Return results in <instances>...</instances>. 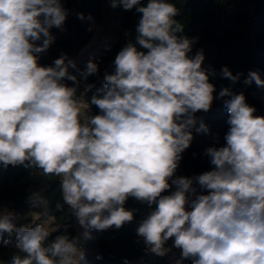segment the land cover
<instances>
[{
	"label": "clouds",
	"instance_id": "1",
	"mask_svg": "<svg viewBox=\"0 0 264 264\" xmlns=\"http://www.w3.org/2000/svg\"><path fill=\"white\" fill-rule=\"evenodd\" d=\"M110 3L126 11L135 7L142 16L135 43L119 51L114 73L104 76L105 90L91 98L100 114L88 117L89 105L82 107L79 82L69 73L75 62L62 53L53 66L38 63L37 54L53 42L50 29H63L67 19L62 0H0V163L59 177L63 202L86 229V239L87 230L120 229L131 222L134 212L124 205L133 197L155 205L137 228L151 254L166 255L165 244L173 239L172 246L192 264H264V116L254 115L243 93L223 88L219 98L230 97L226 144L205 150L214 168L194 178L208 194L190 201L193 179L179 177L176 190L162 195L193 140L192 129L209 131L203 122L197 127L195 114L210 111L216 89L202 67L204 50L189 56L198 37L181 35L175 4ZM97 73L90 60L82 75ZM221 75L235 83L241 74L225 66ZM253 82L264 87L256 71L244 80ZM32 202L46 205L42 199ZM13 216L0 209V234L9 238L4 243L14 235L15 249L23 254L13 255L10 264L85 259L79 236L60 234L47 243L50 233L42 224L17 226Z\"/></svg>",
	"mask_w": 264,
	"mask_h": 264
},
{
	"label": "trees",
	"instance_id": "2",
	"mask_svg": "<svg viewBox=\"0 0 264 264\" xmlns=\"http://www.w3.org/2000/svg\"><path fill=\"white\" fill-rule=\"evenodd\" d=\"M147 2L141 0L142 6H146ZM168 2L179 9L176 19L184 25L181 35L189 39L198 37L192 47L204 50L202 67L209 70V82L216 89L210 111L195 114L197 127L203 122L209 131L205 133L192 129L193 140L182 153L175 171L179 177L193 179L192 188L195 191L188 193V196L189 199H195L197 195H206L208 192L194 178L214 168L205 150L226 144L224 137L229 125L225 101L230 97L219 98V92L223 88H230L234 94L243 93L246 103L255 107L254 115L264 116V87L257 86L255 82L251 85L244 83L250 71L258 72L264 80V0ZM62 4L68 10L63 29H50L53 42L44 52L37 54L38 63L41 66H53L54 60L62 53H66L75 62L76 68H69V73L76 76L79 82L76 95L83 96L84 107L89 105L90 115L86 116L91 117L100 114V110L91 105V98L93 95H101L105 90L104 76L106 73H114V60L119 51L127 43H135L136 29L142 14L136 12L135 7L127 11L122 7L112 8L110 0H62ZM78 13L84 14L83 20L78 18ZM94 22L103 26L112 24L114 40L107 47H102L98 57L86 55L79 59V52L95 34ZM112 31L110 27H105L104 35L108 37ZM137 48L144 50L139 45ZM90 60L98 65V73L84 79L82 74ZM225 66L233 75L241 74L237 82L222 77L221 69ZM213 71L215 75H211ZM62 82L69 87L76 86L67 79ZM175 180H169L171 187L162 195H170L176 190ZM32 199H42L46 205L34 207ZM124 207L133 210L134 219L120 229L87 230L90 238L84 239L85 259L80 264H192L190 259L182 258L180 249L172 246L173 239L165 244L170 251L164 256H156L148 251L143 238L137 235V228L155 205L149 206L129 197ZM0 208L14 214L12 222L17 226L22 225L18 218L25 211H33L40 218L53 216L58 226L49 232L47 243L60 234H67L69 238L77 234L75 217L62 199L59 177L46 176L38 168L27 165L6 167L0 163ZM6 239H9L7 233L0 234V264H10L15 254L23 256L15 249V236L7 244L4 243Z\"/></svg>",
	"mask_w": 264,
	"mask_h": 264
},
{
	"label": "rangeland",
	"instance_id": "3",
	"mask_svg": "<svg viewBox=\"0 0 264 264\" xmlns=\"http://www.w3.org/2000/svg\"><path fill=\"white\" fill-rule=\"evenodd\" d=\"M93 27L95 29V34L92 37V39L89 41V43L79 52L78 58L82 59L86 55L90 57H98L99 54L102 51V47H107L110 45L112 40H114V30L113 25H101L100 23H93ZM105 27H110L111 33L109 34L108 37L104 35V28ZM198 49H195L192 47V51L189 53V56H194L196 51ZM84 107V104L83 106ZM86 114L89 116V110H86ZM5 210L4 208H0ZM18 220L21 222V224H29V226H35L36 224H42L45 229L50 232L52 229L56 228L58 224L55 221V218L53 216H47L44 218H40L39 215L33 211H25L23 212ZM76 223H78L76 219ZM85 232V228H83L79 223L77 226V233L82 236V241L84 242L85 237L83 236V233Z\"/></svg>",
	"mask_w": 264,
	"mask_h": 264
},
{
	"label": "built area",
	"instance_id": "4",
	"mask_svg": "<svg viewBox=\"0 0 264 264\" xmlns=\"http://www.w3.org/2000/svg\"><path fill=\"white\" fill-rule=\"evenodd\" d=\"M172 178H174V179H177V178H179V175L177 174V173H174V175H173V177ZM189 193H191V192H189ZM192 199H194V198H190L189 200L191 201ZM190 210V209H189ZM75 217V216H74ZM75 221H76V218H75ZM77 225H78V223H77ZM76 236H79L80 237V244H79V247H81L83 250H85V244H84V242L82 241V239H81V235H79L78 233L76 234Z\"/></svg>",
	"mask_w": 264,
	"mask_h": 264
}]
</instances>
